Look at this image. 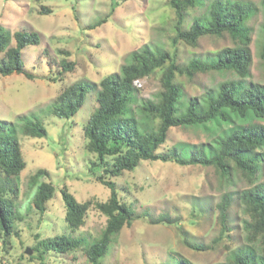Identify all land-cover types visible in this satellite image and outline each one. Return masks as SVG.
<instances>
[{
  "label": "rangeland",
  "instance_id": "rangeland-1",
  "mask_svg": "<svg viewBox=\"0 0 264 264\" xmlns=\"http://www.w3.org/2000/svg\"><path fill=\"white\" fill-rule=\"evenodd\" d=\"M169 1L0 0V25L7 34L35 31L41 37L40 45L28 46L22 53L24 68L34 79L22 74L0 75V120L17 127L26 161L21 175L9 182L0 172V185L22 217L17 221L20 237H13L7 249L0 239V264H91L82 250L68 256L51 252L42 261L33 250L36 235L48 238L66 234L83 237L91 244L106 226V216L94 208L89 211L86 224L74 233L65 222L66 208L61 195L64 186L79 202H104L110 191L91 176L90 166L96 156L87 151L83 131L97 107V87L89 90L75 116L62 119L52 113V105L63 87L76 82L99 85L105 76L119 74L131 54L143 48L167 51L178 65L184 66L192 58L207 59L235 47L228 34L203 36L196 46L184 41L174 44L176 16ZM212 1L202 0L201 6L190 9L183 28L189 29L196 17L203 16ZM241 1L252 2L259 9L247 23L252 38L250 76L242 80L230 72L200 73L192 79L177 75L175 82L183 86L185 104L196 99L201 107L204 99L217 94L226 81L264 86L260 57L264 41L262 0ZM63 60L74 63L73 71L65 74L63 82H51L50 76L60 71ZM169 63L135 84L130 114L139 123L142 122L139 107L143 101H158L161 78ZM24 118L41 122L48 136H25L21 131ZM248 124L264 125V119L251 118L246 122L231 115L230 122L218 120L204 126L174 127L158 152L165 153L175 147L185 153L204 148L205 154L211 155L224 137ZM257 152L263 163L254 184H264V147ZM40 169L49 171L50 178L44 180L55 186L54 197L43 215L32 205L36 188L31 177ZM115 182L136 218L113 240L102 264H182V261L224 264L234 251L246 249H254L258 258L262 256L263 248L254 247L259 243L250 244L247 239L245 225L250 218L240 196L253 185L239 171L234 169L232 180L227 183L213 167L143 161L135 171L125 172ZM228 193L232 200L224 229L218 205ZM161 217H168L173 223H157Z\"/></svg>",
  "mask_w": 264,
  "mask_h": 264
},
{
  "label": "trees",
  "instance_id": "trees-1",
  "mask_svg": "<svg viewBox=\"0 0 264 264\" xmlns=\"http://www.w3.org/2000/svg\"><path fill=\"white\" fill-rule=\"evenodd\" d=\"M169 2L176 16L174 44L184 41L190 46H196L203 36L222 37L228 34L235 47L223 49L207 59L192 58L184 66L178 65L167 51L143 48L131 54L130 61L121 67L119 74L105 76L99 85L76 82L62 88L52 105V113L59 118L70 119L84 105L89 90L97 87V107L83 131L87 151L96 156L90 166L91 176L109 189L110 196L104 202H79L68 187L64 186L61 195L66 208L65 222L71 232L78 231L86 224L92 208L106 216V226L99 238L91 244L83 237L61 234L41 238L37 234L33 250L42 261L51 252L68 256L82 250L91 264H102L113 240L126 226H131L136 218V213L120 196L115 179L127 171H135L143 161H161L179 166L213 167L227 183L231 182L234 169L239 171L253 185L240 196L250 218L245 225L247 239L250 244L259 243L254 247L263 248L262 256L256 257L254 249L238 250L224 264H264V184H254L263 163L257 151L264 147V125L248 124L236 129L219 142L218 148L211 155H206L204 148H195L185 153L175 147L165 153L158 152L174 127L204 126L218 120L230 122L231 115L246 122L251 118L264 119V86L261 84L226 81L221 84L217 94H209L200 107L196 99L186 101L185 104L183 86L175 82L177 75L192 79L200 73L214 72L234 73L242 80L249 77L253 56L250 49L251 30L247 23L256 16L259 9L248 1L213 0L206 13L196 17L189 29H184L188 11L201 6L202 0ZM262 6L264 9V0ZM40 43V34L35 31H17L11 35L0 25V75L22 74L27 79H34L24 68L22 53L26 47L38 46ZM63 53L69 55L68 52ZM260 57L264 66V41ZM167 62L170 63L161 78L159 99L157 102L143 101L139 107L142 120L139 123L138 118L130 114L131 104L135 100V82L163 68ZM74 67V63L63 60L60 71L50 76L51 82H63L65 74L73 71ZM16 130L15 125L0 120V172L7 178V182L19 177L26 168ZM21 131L31 138L48 136L45 126L32 118L23 119ZM48 177L50 178V173L46 169H40L31 177V183L36 188L32 205L41 215L46 212L47 204L55 194L53 183L44 180ZM6 192L0 185V239L7 249L13 237H20L17 221L22 217L14 201L6 197ZM231 200L232 196L225 194L218 205L224 229L227 228ZM157 223L172 224L173 221L168 217H161ZM194 248L203 249L199 246ZM67 260L74 259L67 257ZM182 264L188 262L182 261Z\"/></svg>",
  "mask_w": 264,
  "mask_h": 264
},
{
  "label": "water",
  "instance_id": "water-1",
  "mask_svg": "<svg viewBox=\"0 0 264 264\" xmlns=\"http://www.w3.org/2000/svg\"><path fill=\"white\" fill-rule=\"evenodd\" d=\"M26 252H27V253H30V251H29V250H27Z\"/></svg>",
  "mask_w": 264,
  "mask_h": 264
},
{
  "label": "built area",
  "instance_id": "built-area-1",
  "mask_svg": "<svg viewBox=\"0 0 264 264\" xmlns=\"http://www.w3.org/2000/svg\"><path fill=\"white\" fill-rule=\"evenodd\" d=\"M138 82H139V80H138V81H136V82H135V84H136V83H138Z\"/></svg>",
  "mask_w": 264,
  "mask_h": 264
}]
</instances>
